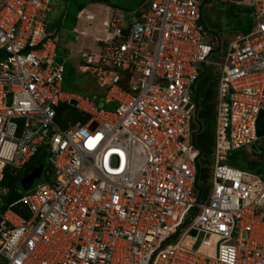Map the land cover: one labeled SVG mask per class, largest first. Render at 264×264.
Here are the masks:
<instances>
[{
    "label": "built area",
    "instance_id": "obj_1",
    "mask_svg": "<svg viewBox=\"0 0 264 264\" xmlns=\"http://www.w3.org/2000/svg\"><path fill=\"white\" fill-rule=\"evenodd\" d=\"M228 2L254 22L224 45L208 43L201 0L111 12L75 66L114 104L103 110L61 89L49 0H0V184L39 148L46 161L40 182L15 199L12 190L4 202L10 189L0 186V264H264V174L225 159L249 147L264 165V0ZM208 72L209 188L198 182L207 164L194 143L196 82ZM62 105L83 121L58 124Z\"/></svg>",
    "mask_w": 264,
    "mask_h": 264
},
{
    "label": "rangeland",
    "instance_id": "obj_2",
    "mask_svg": "<svg viewBox=\"0 0 264 264\" xmlns=\"http://www.w3.org/2000/svg\"><path fill=\"white\" fill-rule=\"evenodd\" d=\"M86 1L87 0H49L50 12L47 14L48 21L54 24L55 27H59V36L60 33L67 32L72 26L73 21L71 18L75 16L76 4L80 5ZM201 1H204V4L201 7V19L202 23L210 32L207 36L209 41H212L209 36H213L215 40L218 38L222 45L225 43V41L229 40L236 34H246L247 32L251 31L254 21L250 10L233 6L228 2V0ZM122 15L127 18L132 17V13L130 11L125 12V14ZM55 18L56 20L53 21ZM95 19L96 18H94V20L90 23H86L85 21H81L80 23L83 24V27L91 28L93 23H95ZM70 20L71 22H69ZM89 32H91V30H89ZM89 35L91 34L89 33ZM84 43V46H87L88 41L87 43L86 41ZM56 48L57 59L63 61L65 67V72L63 74V88L76 95L87 96L88 98L91 97V99L95 100V95H90L91 93H89L90 91H93L94 87L91 84V80L86 75L77 73L75 70V66L78 64L76 55L73 53L72 57H67V53L62 50L60 44H57ZM210 59L212 60L214 58L211 57ZM94 89L96 88L94 87ZM97 103L98 109L111 110L113 108L112 104L103 107L99 104V101ZM202 125L203 129H213V116L211 118V123H203ZM251 154H254V152H252L249 147H246L229 152L225 159L231 167H234L238 170L251 172L262 178L264 174V165L258 162L256 164L254 163V166H251L252 164H249L247 159ZM202 158L207 164V174L205 175V181L199 177L198 182L202 185L205 183L206 187L209 188L211 154L209 152L203 153ZM30 172L31 168H29V166L24 167L20 172H18V178L15 182H13V188L17 193L25 191V186H27L29 182ZM41 179L42 176L40 179H35L33 184L39 183ZM28 187H30V185ZM202 193L205 195L207 191L203 189ZM192 195H195L194 191L192 192Z\"/></svg>",
    "mask_w": 264,
    "mask_h": 264
},
{
    "label": "trees",
    "instance_id": "obj_3",
    "mask_svg": "<svg viewBox=\"0 0 264 264\" xmlns=\"http://www.w3.org/2000/svg\"><path fill=\"white\" fill-rule=\"evenodd\" d=\"M240 8L243 9V7H240ZM244 9H247V8H244ZM202 25L204 26V29L208 33H210L209 30L205 27V25L203 23H202ZM54 32H57V30L54 29ZM209 37L211 38L212 41H209L208 43L209 44H214L213 36H209ZM224 44H222V45H224ZM55 59H56L57 62H62L63 63V61L57 59V55H56ZM64 72H65V67H64ZM91 84L94 86V84L92 82H91ZM214 84H215V76L211 72H208L207 74H205L203 76H200L198 81L196 82V91H197V94H198V96L200 98V101H199V104H198V110H197V114H196V120H197V125H199L200 129L197 132L195 131L194 143L201 150V155H203V153H207V152L210 153V150H211L212 131H213V129H209V128L203 129V125L202 124L203 123H208V122L211 123V118L213 116V102H212V99H213V95H214V93H213ZM94 87H93V91H90L89 93H91L90 95H92V94L95 95V100L94 101L96 102L95 104H96V107H97L98 106L97 102L98 101L100 102L101 97H100V92L97 91V89H94ZM61 89L63 91H67L65 88H63V82H62V85H61ZM90 99H91V97H90ZM55 112H56L55 120L60 125L62 124L63 121H66V120H68L70 122L73 121V120H81V121H83V117L81 116V114L79 112H77V111L73 110L71 107H67L65 105L58 106L56 108ZM43 152H44V150L39 148L36 151V153L33 155V157L19 171H15L13 175L6 174L4 176L0 186L4 187L6 189L13 190V195H12L10 200L15 199L17 197V193H15V190L13 188V182H15L17 180L18 172H20L24 167L29 166V168H31V172H30V176H31L34 168L40 163L42 165L41 169H40V175L46 169L45 155H44ZM252 155H254V154H252ZM258 159H259V156H256V159H249L251 162L248 161V163L252 164L251 166H254V163L255 164L258 163L257 162ZM206 174H207V168L206 167H202L200 169V176L199 177L203 181H205V177H206L205 175ZM202 191H203V189H201V192ZM13 210L17 214H19L21 216H25V212L22 210V207L15 206L13 208Z\"/></svg>",
    "mask_w": 264,
    "mask_h": 264
},
{
    "label": "crops",
    "instance_id": "obj_4",
    "mask_svg": "<svg viewBox=\"0 0 264 264\" xmlns=\"http://www.w3.org/2000/svg\"><path fill=\"white\" fill-rule=\"evenodd\" d=\"M143 1L144 0H87L83 4L80 5L76 4L75 16L71 18L73 23L67 32H62L60 33L59 36V30H60L59 27L57 26L55 27V25L49 21H48L47 31L51 33L54 31V29L57 30L56 32L58 35L57 44H60L62 50L67 53V57H72L73 53L77 55V53L80 50L89 49V48L93 49V46L95 45V39L100 38L103 35V22L106 20V18L111 12L122 15L125 14V12L130 11L132 15L137 16L141 6L143 5ZM220 1H224V0H220ZM231 5L236 7H241L239 5L238 6L234 4ZM85 15H90L93 17L91 20L88 21L87 19H85L84 17ZM94 18H96L95 23H93L91 28L83 27V24L80 23L81 21L90 23L91 21L94 20ZM55 20L56 18L53 21ZM71 20L69 22H71ZM89 30H91V32H89ZM89 33L91 35H89ZM85 41L86 43L88 41L87 46H84ZM56 49L57 48H55V54H56ZM94 103L96 102L94 101ZM110 104H112L114 107L113 103ZM110 104H105L101 102L100 99L101 106L106 107L109 106ZM247 159L248 161H250L249 159L251 158L249 157ZM257 162H259V159L257 160Z\"/></svg>",
    "mask_w": 264,
    "mask_h": 264
},
{
    "label": "water",
    "instance_id": "obj_5",
    "mask_svg": "<svg viewBox=\"0 0 264 264\" xmlns=\"http://www.w3.org/2000/svg\"><path fill=\"white\" fill-rule=\"evenodd\" d=\"M256 132L259 137H262L264 135V111L259 113V118L256 122ZM41 166L42 165L40 163L34 168L29 178V182L27 186H25V189L28 188V186L32 183L34 179H37L39 177ZM11 193H12V190L7 191L5 198H4V202H6L7 199L11 196Z\"/></svg>",
    "mask_w": 264,
    "mask_h": 264
},
{
    "label": "clouds",
    "instance_id": "obj_6",
    "mask_svg": "<svg viewBox=\"0 0 264 264\" xmlns=\"http://www.w3.org/2000/svg\"><path fill=\"white\" fill-rule=\"evenodd\" d=\"M39 176H40V174H39ZM38 178H39V177H38ZM38 178H37V179H38ZM34 180H35V179H34ZM34 180H33V181H34ZM33 181H32V182H33Z\"/></svg>",
    "mask_w": 264,
    "mask_h": 264
}]
</instances>
